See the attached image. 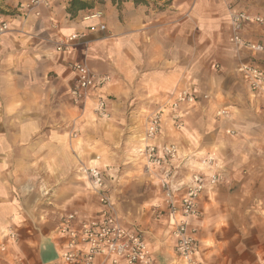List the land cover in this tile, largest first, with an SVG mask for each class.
Here are the masks:
<instances>
[{
	"label": "clouds",
	"instance_id": "1",
	"mask_svg": "<svg viewBox=\"0 0 264 264\" xmlns=\"http://www.w3.org/2000/svg\"><path fill=\"white\" fill-rule=\"evenodd\" d=\"M0 264H264V0H0Z\"/></svg>",
	"mask_w": 264,
	"mask_h": 264
}]
</instances>
